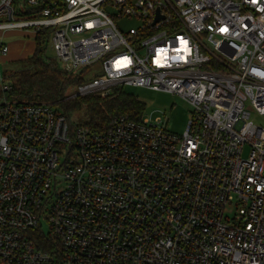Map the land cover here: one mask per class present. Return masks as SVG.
Returning a JSON list of instances; mask_svg holds the SVG:
<instances>
[{
    "label": "built area",
    "instance_id": "1",
    "mask_svg": "<svg viewBox=\"0 0 264 264\" xmlns=\"http://www.w3.org/2000/svg\"><path fill=\"white\" fill-rule=\"evenodd\" d=\"M24 5L22 18L17 0H0V31H48L45 50L69 75L104 59V76L74 96L139 86L193 110L180 135L160 117L94 129L6 97L0 264H264V126L251 120L264 115V0ZM111 8L140 25L125 33Z\"/></svg>",
    "mask_w": 264,
    "mask_h": 264
},
{
    "label": "trees",
    "instance_id": "2",
    "mask_svg": "<svg viewBox=\"0 0 264 264\" xmlns=\"http://www.w3.org/2000/svg\"><path fill=\"white\" fill-rule=\"evenodd\" d=\"M44 31L34 39L36 49L28 59L30 68L18 69L9 75L11 90L5 93L9 99L25 102H47L58 104L68 117L75 113L83 114L78 121L94 129H104L116 115L128 114L140 118L144 114L145 104L126 90V87H113L109 94L99 92L75 96L66 99L65 91L69 85H79L80 76L69 75L54 59L45 60ZM77 90L74 88V94Z\"/></svg>",
    "mask_w": 264,
    "mask_h": 264
},
{
    "label": "rangeland",
    "instance_id": "3",
    "mask_svg": "<svg viewBox=\"0 0 264 264\" xmlns=\"http://www.w3.org/2000/svg\"><path fill=\"white\" fill-rule=\"evenodd\" d=\"M17 11L19 15L23 18L21 12L25 11L24 0H17ZM107 11L113 15L117 14L116 9H107ZM114 16V15H113ZM115 21L122 31L127 33L130 28L138 27L140 21L132 17H123L118 19L114 16ZM7 45L9 51L6 54L0 53V104L5 102L6 95L2 91L3 85L9 82V75L18 69L30 68L32 63L28 59L33 55L34 50V32L33 29H16L8 30L3 34L0 31V44ZM55 58V53L51 46H48L44 53V59L47 61L49 59ZM104 59L97 61L85 68L84 72L80 74L82 81H91L96 76H104ZM81 81V82H82ZM74 88L76 86L69 85L65 91L66 99H74ZM126 90L136 96L145 104L144 116L150 120H156L160 117L162 122H167L168 129L175 134H182L187 126L188 120L192 115V106L182 97L177 94L167 92V91H157L151 90L145 87L139 86H127ZM55 110L62 112V108L58 104H52ZM76 118H82L83 114L75 113ZM73 119H76L74 114ZM251 120L256 124L264 126V115L252 110ZM250 152L249 146H247L243 152V158H248ZM232 210L235 212V207H229L228 212ZM230 213V215H232Z\"/></svg>",
    "mask_w": 264,
    "mask_h": 264
},
{
    "label": "water",
    "instance_id": "4",
    "mask_svg": "<svg viewBox=\"0 0 264 264\" xmlns=\"http://www.w3.org/2000/svg\"><path fill=\"white\" fill-rule=\"evenodd\" d=\"M160 18H161V16H160L159 11H158V12H157V17H156L155 23H156L157 21H159Z\"/></svg>",
    "mask_w": 264,
    "mask_h": 264
},
{
    "label": "crops",
    "instance_id": "5",
    "mask_svg": "<svg viewBox=\"0 0 264 264\" xmlns=\"http://www.w3.org/2000/svg\"><path fill=\"white\" fill-rule=\"evenodd\" d=\"M5 32H8V30H7V31H4L3 34H4ZM34 39H35V38H34ZM35 49H36V44H35V41H34V50H33V53H34Z\"/></svg>",
    "mask_w": 264,
    "mask_h": 264
}]
</instances>
